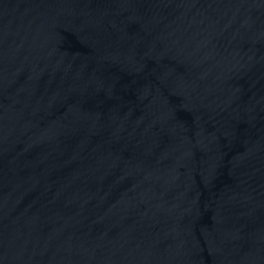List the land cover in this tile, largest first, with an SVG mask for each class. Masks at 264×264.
I'll return each instance as SVG.
<instances>
[{
	"label": "water",
	"instance_id": "1",
	"mask_svg": "<svg viewBox=\"0 0 264 264\" xmlns=\"http://www.w3.org/2000/svg\"><path fill=\"white\" fill-rule=\"evenodd\" d=\"M0 264H264V0H0Z\"/></svg>",
	"mask_w": 264,
	"mask_h": 264
}]
</instances>
